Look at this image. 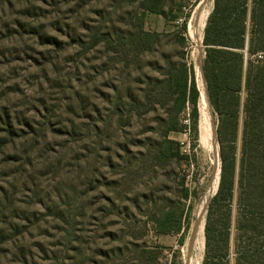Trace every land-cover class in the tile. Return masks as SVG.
I'll use <instances>...</instances> for the list:
<instances>
[{
	"label": "rangeland",
	"instance_id": "1",
	"mask_svg": "<svg viewBox=\"0 0 264 264\" xmlns=\"http://www.w3.org/2000/svg\"><path fill=\"white\" fill-rule=\"evenodd\" d=\"M214 1L168 0L161 17L146 0H0V264L206 263V236L201 254L191 239L218 190L219 115L204 86L195 140L167 82L187 63L204 84L205 28L199 44L192 29ZM139 18L161 34L150 50ZM170 121L183 163L158 152ZM242 124L241 111L239 143ZM167 212L180 233H158Z\"/></svg>",
	"mask_w": 264,
	"mask_h": 264
},
{
	"label": "trees",
	"instance_id": "2",
	"mask_svg": "<svg viewBox=\"0 0 264 264\" xmlns=\"http://www.w3.org/2000/svg\"><path fill=\"white\" fill-rule=\"evenodd\" d=\"M167 1L146 0L143 8L164 16ZM138 20V42L150 50L161 34L146 31ZM204 46L201 70L210 104L219 115L221 143L218 190L205 226L207 246L214 253L205 264H264V0H215ZM261 54L263 58L256 57ZM167 87L177 95V112L191 103L196 140L200 89L193 64L169 70ZM179 131L178 124L170 121L158 152L164 159L176 157L183 163L186 155L180 144L169 138ZM215 218L220 221L216 227ZM156 226L160 234L180 233L183 227L181 218L170 212L158 217Z\"/></svg>",
	"mask_w": 264,
	"mask_h": 264
},
{
	"label": "bare ground",
	"instance_id": "3",
	"mask_svg": "<svg viewBox=\"0 0 264 264\" xmlns=\"http://www.w3.org/2000/svg\"><path fill=\"white\" fill-rule=\"evenodd\" d=\"M203 7V6H202ZM206 8V7H205ZM209 10V9H208ZM209 14L210 12H201L198 17H197V21H196V25L195 27H193L192 29V36H193V39L197 41V43L199 44L200 41V37H199V33L200 31L204 30V28L206 27V23H207V20H208V17H209ZM203 34V33H202ZM196 43V42H195ZM200 48V47H199ZM198 65L200 66L201 63L199 61V57H198ZM196 69V68H195ZM197 70V69H196ZM196 72V71H195ZM201 72V71H200ZM199 73V71H198ZM202 78V77H201ZM204 81V80H203ZM199 84V83H198ZM204 86H205V83L203 84L202 81H200V84H199V89L201 90V98H202V106L205 108L207 106V103H206V94H205V90H204ZM209 107V106H208ZM207 107V108H208ZM204 108H202L203 110H201V118H200V123H199V132H200V141L202 143L203 146H206L208 143H207V139H206V133L208 131L211 130V126L213 127V125L211 124V118L206 114V111H204ZM216 128V127H215ZM212 133V132H211ZM215 135V133L213 134ZM208 137V136H207ZM216 138V137H215ZM212 141V140H211ZM215 141V140H214ZM211 144V143H210ZM209 144V145H210ZM215 147V146H214ZM206 148V147H205ZM217 149V148H216ZM209 150V149H208ZM220 166H218V170H217V173L215 174V186H217L218 182H219V175H220V172H219V168ZM213 184V186H214ZM214 189V187L212 188ZM216 190V189H215ZM195 244V249L197 250L196 253L198 252V254H201L204 250V247H205V225L204 223H200L198 222L197 224V228H196V232H195V239H194V242ZM197 259V257H196ZM200 259V258H199ZM201 260V259H200ZM195 261V260H194ZM195 264H200V262H196Z\"/></svg>",
	"mask_w": 264,
	"mask_h": 264
},
{
	"label": "water",
	"instance_id": "4",
	"mask_svg": "<svg viewBox=\"0 0 264 264\" xmlns=\"http://www.w3.org/2000/svg\"><path fill=\"white\" fill-rule=\"evenodd\" d=\"M201 67H202V61H201L200 68H201ZM202 76H203V80H204V83H205V87H206V89H207V84H206V80H205V77H204L203 73H202ZM206 91H207V90H206ZM219 172H221V169H219ZM219 179H220V175H219ZM218 184H219V182H218ZM197 224H198V223H196V225H195V227H194V230H193V236H192V239H191V244L194 242V239H195V232H196Z\"/></svg>",
	"mask_w": 264,
	"mask_h": 264
},
{
	"label": "built area",
	"instance_id": "5",
	"mask_svg": "<svg viewBox=\"0 0 264 264\" xmlns=\"http://www.w3.org/2000/svg\"><path fill=\"white\" fill-rule=\"evenodd\" d=\"M181 22H184V19L183 18H180V19H178L177 21H176V23L177 24H183V23H181ZM259 58H263V55L261 54V55H259Z\"/></svg>",
	"mask_w": 264,
	"mask_h": 264
},
{
	"label": "crops",
	"instance_id": "6",
	"mask_svg": "<svg viewBox=\"0 0 264 264\" xmlns=\"http://www.w3.org/2000/svg\"><path fill=\"white\" fill-rule=\"evenodd\" d=\"M150 15H157V14H150ZM157 16H161L162 17V15H157Z\"/></svg>",
	"mask_w": 264,
	"mask_h": 264
}]
</instances>
